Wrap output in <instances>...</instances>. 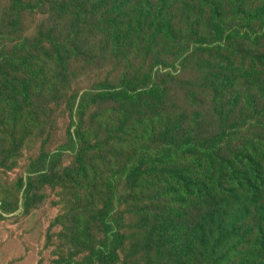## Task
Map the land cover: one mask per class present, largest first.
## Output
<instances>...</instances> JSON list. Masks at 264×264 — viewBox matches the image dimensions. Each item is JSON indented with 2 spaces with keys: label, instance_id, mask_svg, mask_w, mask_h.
<instances>
[{
  "label": "rangeland",
  "instance_id": "obj_1",
  "mask_svg": "<svg viewBox=\"0 0 264 264\" xmlns=\"http://www.w3.org/2000/svg\"><path fill=\"white\" fill-rule=\"evenodd\" d=\"M23 1L19 24L8 25L10 32L0 30V53L3 48L19 53L17 43L28 38L38 46V58L51 59L49 73L33 82L27 99L4 101L5 93L29 82L26 74L0 72V264H102L109 253L96 251L106 240L104 225H92L91 237L79 234L81 239L75 228L82 225L77 219L91 220V210L102 215L107 209V221L119 231L113 257L104 264H182L165 242L155 247L145 230L151 213L175 212L170 198L175 191L160 193L170 174L179 182L185 176L217 186L209 195L183 201L174 218L181 225L199 223L214 204L227 208L223 214L239 232L220 233L215 264H264V249L251 248L257 230L248 233L243 226L253 223L241 215L251 194L236 187L244 163L260 167L258 162H264V113L245 115L237 123L240 105L215 107L210 114L214 86L204 77L212 48L228 46L218 55L220 61L232 60L229 73L240 99L253 92L257 109H264L258 89L264 83V12H259L264 0H164L163 5L142 0L152 7L138 21L139 0H123L118 24L134 37L125 45L113 43L109 19L93 29L89 12L66 29L69 8H60L59 0ZM11 3L0 0V15H9V5L15 14ZM141 27L147 30L144 36L136 33ZM48 29L59 38L43 35ZM62 38L70 49L65 69L54 58ZM152 86L159 88L160 108L150 104L154 99L147 88ZM122 88H128L122 95L111 94ZM99 91L112 97L102 100ZM133 91L139 95L132 96ZM180 114L179 137L210 147L218 133H226L223 143L231 147L219 144L210 150L211 167L196 150L166 156L169 138L158 132L167 125L164 117L176 121ZM149 125L154 138L146 131ZM147 142L156 144L161 161L144 153ZM229 153L238 163L229 162ZM152 161L155 172L148 169ZM127 163L142 169L132 184L122 175ZM190 259L185 264H214L199 255Z\"/></svg>",
  "mask_w": 264,
  "mask_h": 264
},
{
  "label": "trees",
  "instance_id": "obj_2",
  "mask_svg": "<svg viewBox=\"0 0 264 264\" xmlns=\"http://www.w3.org/2000/svg\"><path fill=\"white\" fill-rule=\"evenodd\" d=\"M43 1V0H41ZM208 1V0H206ZM216 1V0H212ZM139 12L137 13V21L139 14L144 12V10H148L152 7L151 3L147 1L139 0ZM164 0L160 1V5H163ZM24 4L23 0H20L19 3H16L15 0H12L11 8H14L16 11L13 16L10 13V5H9V15L2 14L0 15V30L8 31L10 29L8 25L15 24L18 25L20 19H22V14L19 13L21 11L22 5ZM57 4L60 8L68 9V23L66 29H70L73 20L76 24L81 21L83 14L91 12L93 14V18L95 20V26L93 29L104 27L109 19L111 21L110 33L111 39L114 44H118L120 41L122 44H127L134 39L132 33L129 28L120 27L118 22L121 20L120 15L125 12L124 2L123 0H70L68 7H66V0H59ZM243 8L242 4L238 5V10L241 11ZM88 9V11H85ZM215 9H217V3L215 2ZM243 12V10H242ZM259 12H264V4H261V10ZM113 13V14H112ZM133 24V22L131 23ZM147 30L145 28H138L136 33L138 36H144ZM173 35H175V31L171 29ZM43 35L53 36L59 38L56 34L52 32L51 29H48ZM24 42H29V45H26L24 42L17 43L16 48H19V53L14 52L12 49L10 52H6V49L3 48L0 53V72L7 73L10 70V74H16L19 76L20 73L26 74V79H28V85L26 87L21 85H16L17 88H13L11 91L5 93L2 96L3 100L8 102L11 100H20L21 97H29L30 95V87L35 82L38 77L41 76L42 72L49 73L48 68V60L51 59L48 56H42L38 58L36 52L39 50L38 46L33 44V40H29L28 38L22 39ZM221 46H214L212 48V54L209 56V59L205 60L206 68L204 70V77L207 79H212V85L214 88L212 89L214 102L211 105L209 113L212 114L213 110L217 108H222L225 105H230L231 107L235 105H240V113L234 121L237 123L240 120L244 119L245 115L254 116L255 114L264 113V109L259 111L257 109V101L255 97V93L251 92L247 97H244L243 100L239 97V91L237 88V84L233 83V77L231 75V66L233 64L232 60L220 61V56L218 55L219 51H224L228 48L225 47L220 49ZM197 49L196 47H194ZM232 54H235L232 51ZM54 58L58 65H61L64 69L67 67V63L70 58V49L68 48L65 40L62 38L59 48L57 49ZM61 73H64L63 70H59ZM244 80H246L247 75H241ZM147 88V87H146ZM128 88L116 89L111 94L119 96L122 95L124 90ZM148 92L151 93V98L153 101H150V104L156 107H159L157 102V98L159 96V88L157 86H152L147 88ZM259 92L264 93V83L258 86ZM100 95H97L98 98L104 100L107 98H111L112 96L106 94L104 91H99ZM228 93L227 99H224L225 95ZM259 93V94H260ZM258 94V93H257ZM139 95L135 91L132 92V96ZM122 97V96H121ZM26 98V99H27ZM123 99H126L122 97ZM157 111H155V114ZM158 115V114H156ZM219 120L223 124H228L230 121H226L222 118ZM164 122L167 123L166 127L163 130L158 132V135L162 138L168 137L169 143L166 156L170 159L176 154L182 153L184 150H189L190 152L196 150L200 153V156L203 159L208 160L210 162V167L212 166L211 161L213 159V155L210 150H215V147L219 144H224L228 148L231 147L229 143H223L225 141L226 133H218L217 140L210 147L204 146L199 142H195L192 139H184L179 137V124L184 122V116L180 114L176 121L172 120L169 116L164 117ZM81 124L78 123V126ZM112 128L111 125L107 129V135L110 134ZM146 131L150 133V135L154 138L155 131L152 125H149L146 128ZM80 130L77 129L76 135L79 137ZM188 136L192 138L191 130H186ZM70 138H73L70 135ZM144 153L150 157L154 158L156 161H161V151L156 149V144L153 142H147L144 145ZM230 154V163L236 164L238 163L233 156L234 153ZM240 155V154H239ZM261 158L264 159V154L261 153ZM242 159V158H241ZM152 161L151 166L148 167L149 170L155 172L154 168L156 163ZM259 166H252L244 163L242 176L239 180L237 187L238 189H242L251 194L250 198H247L246 202H244V208L242 211V216H248L252 219L253 223L244 224V230L251 233L252 231L257 230L256 241L251 246V248H256L263 250L264 249V162H258ZM124 168L121 169L123 171V176L126 181L131 184L136 181V178L140 175L142 169L139 164H124ZM171 175V176H170ZM168 175L162 180L165 183V187L160 188L161 192H168L169 190L175 191L174 194L170 195L172 201V210L174 213L165 212V214H156L151 213L152 217L150 220L145 223L146 233L150 234L153 238L155 247L165 242L166 246L169 247V252H172L174 256L177 258L183 259V263L185 264L187 260L190 259V255L198 256L202 262L208 260L211 263H216V259L219 257L217 254V245L219 240V235L221 232L225 233H237L239 230L233 228V224L230 225L229 219L226 218L223 214V211H226L227 208L221 209L219 208V204H214L211 209L207 211L203 218L199 219V223L189 222L185 225H181L177 222L175 218V214L177 210L180 209L183 201L188 202L189 200L200 198L204 195H209L216 189L217 186H213L206 182L205 180L196 179L191 182L190 178L183 176L184 182H179L176 178L173 177L172 174ZM191 188V189H190ZM110 199L106 200V204H108ZM235 200L232 199L231 202ZM110 211L109 209L105 210L101 215L98 211H92L88 215L91 220H85L83 216L82 219H77L76 222L82 223L81 228H75V236L77 239H81L78 235L81 234L86 237H91V231L96 223L104 225L105 231L104 234L106 236L105 242L102 241L100 248L96 251L98 254H102L104 252H108V257H103L102 264H104L103 260H111L113 257V248L115 247V242L118 237V231L114 226H111L109 221H107L109 217ZM80 215V214H79ZM87 216V215H84ZM86 221V222H85ZM229 227L228 231H225V228ZM73 231V230H72ZM199 234L200 238H199ZM84 242H81L83 245ZM102 247V249H101ZM249 248V246L247 247ZM159 249V247H158ZM255 262V261H252Z\"/></svg>",
  "mask_w": 264,
  "mask_h": 264
}]
</instances>
